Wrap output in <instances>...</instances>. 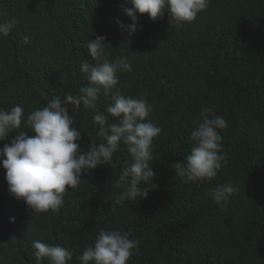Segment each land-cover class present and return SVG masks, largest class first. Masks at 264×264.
Here are the masks:
<instances>
[{"label":"trees","instance_id":"trees-1","mask_svg":"<svg viewBox=\"0 0 264 264\" xmlns=\"http://www.w3.org/2000/svg\"><path fill=\"white\" fill-rule=\"evenodd\" d=\"M122 4L0 0V23L15 21L9 36L0 37V109L22 107L17 132L33 134L27 125L33 110L88 86L80 65L95 63L87 45L99 36L106 37L107 57L129 60L132 71L118 75L119 84L110 95L101 93L95 110L69 106L73 127L82 133L80 148L88 149L97 131L93 117L108 115L117 89L123 96L146 97L153 107L148 121L162 129L150 165L158 187L137 201L116 202L122 191L116 183L132 162L124 145L112 167L82 174L56 214L31 215L9 194L0 165V264H37L34 240L68 249L70 264H79L99 229L127 232L139 242L126 264H264V0H209L205 11L182 26L173 25L166 11L154 21L138 14L131 36L119 27L132 22ZM206 107L227 121L218 130L226 161L212 181L185 183L172 165L191 153L194 121ZM115 122L108 116V124ZM229 183L239 191L226 204L206 196Z\"/></svg>","mask_w":264,"mask_h":264},{"label":"clouds","instance_id":"clouds-1","mask_svg":"<svg viewBox=\"0 0 264 264\" xmlns=\"http://www.w3.org/2000/svg\"><path fill=\"white\" fill-rule=\"evenodd\" d=\"M208 5L209 0H124L121 10L132 22L119 23V27L131 36L138 30V14L147 13L154 21L165 11L173 25L182 26L192 23ZM14 24V20L0 23V37H8ZM105 40L106 37L99 36L88 42V53L95 63L82 61L80 65L89 81L87 87L63 99L56 95L27 117L33 134L16 131L21 128V106L16 105L10 111L0 109V142L8 139L10 133H18L10 144L0 149V165L6 171L9 194L23 201L31 215L58 213L66 191L78 187L82 174H89L100 165L112 167L113 156L121 145L126 147L132 162L122 169L116 183L122 189L116 202L144 199L149 190L158 187L153 183L155 174L150 165L154 140L162 129L148 121L153 107L146 97L123 96L117 89L106 108L108 115L97 112L93 117L97 131L89 136L88 149L79 146L82 133L73 127L69 106L72 111L81 107L95 110L101 93L110 95L119 84L118 75L132 71L129 60L107 57ZM24 42H28V37ZM108 116L117 122L108 124ZM194 124L190 139L195 146L185 161H177L172 168L185 183L212 181L226 161L218 130L225 129L227 121L206 107ZM238 191V187L229 183L209 189L206 196L216 205H224ZM138 243L127 232L99 229L93 243L78 257L79 264H126L138 251ZM31 247L37 264L44 259L48 264H70L73 260V253L59 245L34 240Z\"/></svg>","mask_w":264,"mask_h":264}]
</instances>
